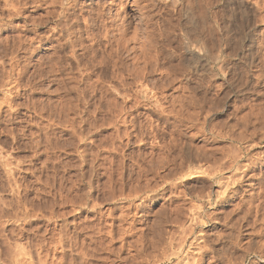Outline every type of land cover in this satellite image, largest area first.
I'll return each instance as SVG.
<instances>
[{"label": "rangeland", "instance_id": "1", "mask_svg": "<svg viewBox=\"0 0 264 264\" xmlns=\"http://www.w3.org/2000/svg\"><path fill=\"white\" fill-rule=\"evenodd\" d=\"M73 1L0 0V264H264V0Z\"/></svg>", "mask_w": 264, "mask_h": 264}, {"label": "bare ground", "instance_id": "2", "mask_svg": "<svg viewBox=\"0 0 264 264\" xmlns=\"http://www.w3.org/2000/svg\"><path fill=\"white\" fill-rule=\"evenodd\" d=\"M73 2H75V1H73L72 0V3ZM153 2V1H152ZM58 3V2H57ZM55 4V3H54ZM74 4V3H73ZM135 4V3H134ZM69 5V4H68ZM98 5V4H97ZM126 5V4H125ZM124 5V6H125ZM140 7V6H139ZM15 8V7H14ZM100 9V8H99ZM137 9V8H136ZM14 10V9H13ZM143 10V9H142ZM83 11V10H82ZM89 11H90V9H89ZM151 11V10H150ZM18 12V11H17ZM135 12V11H134ZM146 12V11H145ZM98 13V12H97ZM113 13V12H112ZM156 13V12H155ZM92 14H93V11H92ZM118 14H120V13H118ZM126 14V13H125ZM98 15V14H97ZM63 17V16H62ZM74 17V16H73ZM92 17V16H91ZM97 17V16H96ZM149 17V16H148ZM88 18V17H87ZM139 18V17H138ZM66 19V18H65ZM68 19V18H67ZM85 19V18H84ZM154 20V19H153ZM140 21V20H139ZM82 22V21H81ZM191 22V21H190ZM92 25H94V24H92ZM142 25V24H141ZM63 26V25H62ZM89 26V25H88ZM67 27V26H66ZM91 28V27H90ZM134 28H136V27H134ZM139 28H141V27H139ZM166 28V27H165ZM65 29V28H64ZM200 29V28H199ZM238 29V28H237ZM94 30V29H93ZM119 30V29H118ZM140 30H142V29H140ZM168 30V29H167ZM236 30V29H235ZM55 31V30H54ZM62 31V30H61ZM189 31V30H188ZM95 32V31H94ZM121 32V31H120ZM217 32V31H216ZM118 33V32H117ZM117 33H116V35H117ZM133 33H135V32H133ZM77 34V33H76ZM149 34H150V32H149ZM61 35V34H60ZM93 35V34H92ZM124 35V34H123ZM134 35V34H133ZM145 35V34H144ZM122 36V35H121ZM125 36V35H124ZM131 36V35H130ZM89 37V36H88ZM115 37V36H114ZM132 37V36H131ZM133 37H135V36H133ZM141 37V36H140ZM107 38V37H106ZM66 39V38H65ZM132 39V38H131ZM63 40V39H62ZM98 40V39H97ZM127 40V42H128V40L129 39H126ZM125 40V41H126ZM67 41V40H66ZM96 41V40H95ZM118 41V40H117ZM145 41V40H144ZM72 42V41H71ZM126 42V43H127ZM141 42V41H140ZM194 42V41H193ZM76 43V42H75ZM115 43V42H114ZM117 43V42H116ZM119 43V42H118ZM77 44V43H76ZM110 44V43H109ZM124 45V44H123ZM80 46V45H79ZM111 46V45H110ZM127 46V45H126ZM153 46V45H152ZM72 47V46H71ZM133 47V46H132ZM132 47H130V48H132ZM103 48V47H102ZM124 48V47H123ZM136 48V47H135ZM138 48H139V46H138ZM137 48V49H138ZM129 49V48H128ZM140 49V48H139ZM84 50V49H83ZM115 50V49H114ZM124 50V49H123ZM63 51V50H62ZM111 51V50H110ZM127 51V50H126ZM129 52V51H128ZM148 52V51H147ZM152 52V51H151ZM74 53V52H73ZM127 53V52H126ZM144 53V52H143ZM145 54V53H144ZM148 54V53H147ZM157 54V53H156ZM31 55V54H30ZM112 55V54H111ZM125 55V54H124ZM134 55V54H133ZM93 56V55H92ZM103 56V55H102ZM141 56V55H140ZM146 57V56H145ZM64 58V57H63ZM109 58V57H108ZM122 58V57H121ZM128 58V57H127ZM100 59V58H99ZM115 58H113V60H114ZM123 59H125V58H123ZM185 59V58H184ZM128 60V59H127ZM141 60V59H140ZM143 60V59H142ZM108 61V60H107ZM133 61V60H132ZM144 61V60H143ZM147 61V60H146ZM98 62V61H97ZM125 62V61H124ZM130 62V61H129ZM137 63V62H136ZM191 63H193V62H191ZM59 65V64H58ZM75 65V64H74ZM76 65H78V64H76ZM113 65V64H112ZM142 65L143 64H141V67H142ZM144 65H145V63H144ZM122 66V65H121ZM198 66V65H197ZM77 67V66H76ZM132 67V66H131ZM133 67H134V65H133ZM137 67H139V66H137ZM150 67V66H149ZM116 68V67H115ZM135 68V67H134ZM143 69V68H142ZM199 69V68H198ZM88 70V69H87ZM138 71V70H137ZM143 71V70H142ZM117 72V71H116ZM139 72V71H138ZM11 73V72H10ZM128 73V72H127ZM140 73V72H139ZM175 73V72H174ZM94 74V73H93ZM131 74V73H130ZM133 74H135V73H133ZM138 74V73H137ZM141 74V73H140ZM11 76V75H10ZM88 76V75H87ZM118 76V75H117ZM134 76V75H133ZM83 77V76H82ZM175 77V76H174ZM79 79V78H78ZM119 79H121V78H119ZM138 79V78H137ZM142 79V78H141ZM86 80V79H85ZM84 81V80H83ZM87 81V80H86ZM118 81V80H117ZM6 83V82H5ZM130 83V82H129ZM8 84V83H7ZM96 84H97V82H96ZM125 84V83H124ZM128 84V83H127ZM14 85V84H13ZM121 85V84H120ZM186 86V85H185ZM16 87V86H15ZM125 87V86H124ZM151 87V86H150ZM120 88V87H119ZM149 88V87H148ZM162 88V87H161ZM106 90V89H105ZM124 90V89H123ZM146 92V91H145ZM148 92V91H147ZM116 94H118V93H116ZM136 94V93H135ZM156 94V93H155ZM156 96V95H155ZM195 96V95H194ZM15 97V96H14ZM154 97V96H153ZM3 98V97H2ZM195 99V98H194ZM6 100V99H5ZM190 100V99H189ZM2 102V101H1ZM142 102V101H141ZM192 102V101H191ZM206 103V102H205ZM1 106V105H0ZM3 106V105H2ZM158 107V106H157ZM155 111V110H154ZM10 112V111H9ZM190 115V114H189ZM193 115V114H192ZM10 116V115H9ZM257 116V115H256ZM130 117V116H129ZM190 117V116H189ZM14 118V117H13ZM246 118V117H245ZM8 122V121H7ZM260 122V121H259ZM79 125V124H78ZM200 128V127H199ZM259 130V129H258ZM231 132V131H230ZM255 132V131H254ZM253 132V133H254ZM259 132V131H258ZM87 134V133H86ZM227 134V133H226ZM256 134V133H255ZM85 135V134H84ZM170 136H172V135H170ZM260 136V135H259ZM173 139V138H172ZM252 139V138H251ZM175 143V142H174ZM172 144V143H171ZM177 144V143H176ZM178 146H179V144H178ZM233 146V145H232ZM245 146V145H244ZM252 146V145H251ZM254 146V145H253ZM235 147V146H234ZM233 148V147H232ZM236 148V147H235ZM220 150V149H219ZM240 150V149H239ZM236 151V150H235ZM234 151V152H235ZM231 152V151H230ZM229 153V152H228ZM225 155V154H224ZM234 156V155H233ZM230 157V156H229ZM235 157V156H234ZM152 166V165H151ZM229 166H230V164H229ZM245 167V166H244ZM212 168H214V167H212ZM229 168V167H228ZM198 172V171H197ZM208 173V172H207ZM210 173V172H209ZM190 174V173H189ZM212 174V173H211ZM230 176V175H229ZM245 176V175H244ZM163 177V176H162ZM162 179V178H161ZM220 179V178H219ZM235 179V178H234ZM237 179V178H236ZM165 180V179H164ZM229 180V179H228ZM232 180V179H231ZM221 181V180H220ZM262 182V181H261ZM171 183V182H170ZM227 183V182H226ZM231 186V185H230ZM173 187V186H172ZM175 188V187H174ZM223 190V189H222ZM222 193V192H221ZM173 197V196H172ZM221 197V196H220ZM252 197V196H251ZM145 198V197H144ZM171 198V197H170ZM176 198V197H175ZM201 198V197H200ZM197 199V198H196ZM254 199V198H253ZM207 200V199H206ZM208 201V200H207ZM254 202V201H253ZM199 204V203H198ZM193 205V204H192ZM81 206V205H80ZM200 206V205H199ZM252 207V206H251ZM239 209V208H238ZM263 209V208H262ZM26 210V209H25ZM51 211V210H50ZM240 212V211H239ZM188 213V212H187ZM27 215V214H26ZM191 215V214H190ZM241 216V215H240ZM255 216V215H254ZM19 218V217H18ZM196 218V217H195ZM192 219V218H191ZM260 219V218H259ZM24 220V219H23ZM264 221V220H263ZM19 222V221H18ZM204 222V221H203ZM202 222V223H203ZM164 223V222H163ZM250 223V222H249ZM167 224V223H166ZM194 224V223H193ZM201 224V223H200ZM63 226H64V224H63ZM190 226V225H189ZM131 227V226H130ZM185 227H187V226H185ZM60 228V227H59ZM232 228V227H231ZM166 230V229H165ZM177 231V230H176ZM235 231V230H234ZM238 231V230H237ZM258 231V230H257ZM60 232H61V230H60ZM238 233V232H237ZM52 234V233H51ZM182 234V233H181ZM61 235V234H60ZM124 236V235H123ZM7 237V236H6ZM258 237V236H257ZM68 238V237H67ZM177 238V237H176ZM72 239V238H71ZM181 239V238H180ZM234 239V238H233ZM140 240V239H139ZM148 241V240H147ZM170 241V240H169ZM45 242V241H44ZM140 242V241H139ZM138 242V243H139ZM248 242V241H247ZM58 243V242H57ZM151 243V242H150ZM163 243V242H162ZM169 243V242H168ZM176 243V242H175ZM180 243V242H179ZM41 244V243H40ZM45 244V243H44ZM148 244V243H147ZM177 244V243H176ZM192 244V243H191ZM234 244V243H233ZM169 245V244H168ZM178 246V245H177ZM176 246V247H177ZM56 247V246H55ZM70 248V247H69ZM212 248V247H211ZM244 248V247H243ZM9 249V248H8ZM61 249V248H60ZM150 249V248H149ZM177 249V248H176ZM210 249V248H209ZM179 250H180V248H179ZM258 250V249H257ZM13 251V250H12ZM56 251V250H55ZM59 251V250H58ZM61 251V250H60ZM68 251V250H67ZM116 251V250H115ZM165 251V250H164ZM181 251V250H180ZM22 252V251H21ZM163 252V251H162ZM80 253V252H79ZM119 253V252H118ZM9 254V253H8ZM7 254V255H8ZM78 254V253H77ZM15 255V254H14ZM24 255V254H23ZM102 255V254H101ZM155 255V254H154ZM173 256H174V254H172ZM176 255V254H175ZM9 257H10V255H8ZM16 256V255H15ZM14 256V257H15ZM27 256V255H26ZM161 256V255H160ZM134 257V256H133ZM153 257V256H152ZM217 257V256H216ZM218 257H220V256H218ZM30 258V257H29ZM110 258V257H109ZM141 258V257H140ZM161 258V257H160ZM238 258V257H237ZM44 259V258H43ZM53 259V258H52ZM168 259V258H167ZM7 260V259H6ZM63 260V259H62ZM82 260V259H81ZM134 260V259H133ZM226 260V259H225ZM37 261V260H36ZM39 261H40V259H39ZM38 261V262H39ZM45 261V260H44ZM16 262V261H15ZM18 262V261H17ZM42 262V261H41ZM49 262V261H48ZM74 262V261H73ZM79 262V261H78ZM77 262V263H78ZM82 262V261H81ZM225 262V261H224ZM239 262V261H238ZM237 262V263H238ZM241 262V261H240ZM10 263V262H9ZM43 263V262H42ZM55 263V262H54ZM76 263V262H75ZM185 263V262H184ZM7 264V263H6ZM12 264V263H11ZM79 264V263H78Z\"/></svg>", "mask_w": 264, "mask_h": 264}]
</instances>
